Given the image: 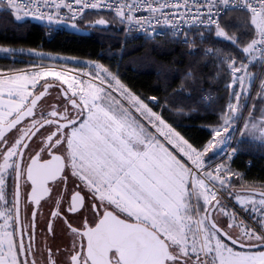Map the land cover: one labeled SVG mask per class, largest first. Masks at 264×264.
I'll use <instances>...</instances> for the list:
<instances>
[{"label":"snow or ice","instance_id":"obj_1","mask_svg":"<svg viewBox=\"0 0 264 264\" xmlns=\"http://www.w3.org/2000/svg\"><path fill=\"white\" fill-rule=\"evenodd\" d=\"M153 2L158 6L153 7ZM153 2L144 0L147 11L159 12L160 16L149 17L148 22L153 18L159 22L161 16L165 20L188 17L189 21L181 19V23L215 27L216 37L233 39L219 19L221 8L227 10L232 0H192L191 4L176 0L171 7L169 0ZM32 3L25 0L23 15L19 14L18 0H6L2 10L13 13L17 21L28 17L52 21L61 18L62 9H68V18L74 20L86 9L107 7L115 9L121 22L132 21L129 13L138 10L136 4L119 0L106 5L102 0H36L35 8L30 7ZM235 6L249 10L247 26L253 33L243 52L257 48L264 52V0H235ZM94 24L106 26L110 21L100 18ZM229 67L234 77L230 95L239 100L243 93L236 85L244 86L241 73L245 65L233 62ZM101 71L105 74L41 65L14 70L18 74L0 72V94L8 97L7 101L0 100L5 106L0 111V201L7 209L0 212L5 219V230L0 233V264H38L31 243L34 233L30 232L26 244L21 225L17 238L21 197L39 204L40 196L50 191L45 187L47 181L67 183L69 179L78 189L72 200L83 201L90 196L97 201L92 210L99 215L95 226L85 225L84 231L68 224L72 233L86 237L87 243L81 242L79 247L74 244L67 254L61 252L64 264H264V192L258 203L237 196L259 228L244 224L241 236L234 239L228 229L235 223L221 222L217 217H236L235 212L227 211L223 192L230 191L235 176L230 161L238 149L226 153L227 159L215 167L206 160L207 153L224 143L220 127L230 133L228 125L236 119L239 105L229 102L223 125L211 129V138L196 146L168 122L163 111L154 110L159 104L157 97L145 102L117 73L107 68ZM47 77L54 81L39 83ZM53 87L61 97L58 106L51 111L38 110ZM45 129L49 134L37 145L39 152L25 158ZM165 143L173 150L169 151ZM41 153H48L51 159H43ZM28 182L31 193H22ZM194 195L197 204L202 198L201 207L193 204ZM68 211H76L74 204ZM62 213L58 209L53 215L60 217ZM45 264H58L51 250Z\"/></svg>","mask_w":264,"mask_h":264},{"label":"trees","instance_id":"obj_2","mask_svg":"<svg viewBox=\"0 0 264 264\" xmlns=\"http://www.w3.org/2000/svg\"><path fill=\"white\" fill-rule=\"evenodd\" d=\"M4 7L0 5V46L36 49L48 54L101 62L110 72L117 73L128 88L145 98V102L152 96L157 97L159 104L154 110L163 111L168 122L196 146L210 139L211 127L221 122L230 99L227 87L230 74L228 68L217 62L214 53L205 54L200 47L190 49L151 40L130 45L119 52L122 50L120 43L124 24L115 12L100 10L85 11L83 19L79 17L74 21L85 32L65 27L46 39L44 27L38 21L28 18L17 21L12 13L2 10ZM100 18L108 19L110 24L95 26L94 21ZM248 19L249 11L231 10L220 19L221 26L233 37L231 41L215 38L210 32L204 33L198 41L207 43L212 49L217 47L221 56L243 61V48L253 38L251 28L247 26ZM33 59L34 56L21 51L13 52L9 56H0V69L24 67ZM204 92H213L216 98L205 103L201 99ZM241 143L246 144L239 147L232 161L236 178L231 187L237 188V191L258 189L252 184L264 186V146ZM241 185L244 188H238ZM237 210L241 211L240 208ZM247 213L245 218H249Z\"/></svg>","mask_w":264,"mask_h":264},{"label":"built area","instance_id":"obj_3","mask_svg":"<svg viewBox=\"0 0 264 264\" xmlns=\"http://www.w3.org/2000/svg\"><path fill=\"white\" fill-rule=\"evenodd\" d=\"M58 2V0H57ZM67 3H73V0H66ZM92 2H96V0H92ZM149 2H153V0H149ZM164 0H159V3H163ZM189 4H191L192 0H188ZM18 3L21 5V11L23 12L25 9L23 8V5L25 3V0H18ZM103 4H117L118 0H102ZM119 3H127L129 5L136 4L137 9L136 11H133L129 13L132 17V21H123L124 24V30L123 35L121 38L120 47L124 48L125 46L129 45H135L137 43L144 42L146 40L151 41H166L174 44H178L181 46L188 47L190 49H194L197 47H200L202 51L205 54H211L213 53V49L210 45L207 43L203 44L202 42H199V38H202L204 33H208L211 30H213L215 27H212L209 29L207 26L201 27L200 25H193L190 22L187 23H181V19L185 21H189L188 17H178V16H172L171 20H165L164 16H161L159 22L156 21V19H151L150 22H148L149 17H155L160 16L159 12L156 13H149L147 11V5L144 3V0H119ZM176 3V0H169V6L171 7L173 4ZM0 5H6V0H0ZM157 3L153 2V7H157ZM31 8L36 7V0H33V3L30 5ZM88 10H100L105 12H115V9H108L107 7L97 8V9H86ZM231 10H244L249 11L246 8L243 7H236L235 6V0H232V6L228 7L227 10L221 8V17L231 11ZM84 11V12H85ZM127 11V10H126ZM69 10L68 9H62V14L60 19H53L52 21H49L47 19L45 20H37L41 25L44 27V37L46 39H49L54 36L55 33H57L59 30L65 28V23L74 22L79 17L82 16V14H78L77 17L73 19H69ZM168 15H171L168 13ZM31 18V17H30ZM33 19V18H32ZM136 19H142L144 22L142 24H137L135 21ZM185 37H187V41H185ZM258 54V61H257V67L256 71L253 75L250 91L247 94V96L242 100V107L240 108V113L236 117V119L230 124L229 128L231 129L230 133H225L222 129V135L225 136L224 143L220 145L219 148L215 149L216 153L214 154V159L208 162L212 167H215L217 164L223 163L227 157L225 156L226 153H231L234 149H237V144L234 141L235 135L238 137L239 129L242 124V120L245 116V111L250 104L252 93L254 89L256 88L259 80L261 79L263 73H264V52H262L259 48L254 50ZM41 66L40 63H35L33 67ZM16 69H29V68H12V69H1L0 72L8 73L10 70L14 72ZM89 68L85 70L83 73H87L86 71ZM90 70V69H89ZM14 74H18L15 73ZM87 79V77H85ZM216 98V94L213 92H204L201 95V99L205 103H210ZM138 115V114H137ZM143 121V120H142ZM235 125L234 128L232 126ZM150 128V126H149ZM151 130V129H150ZM161 142L164 143L163 138H160ZM219 140V138L217 139ZM165 146L168 148H171V146L167 145L165 143ZM238 150L236 151L235 155L232 157V160L230 161V167L232 168V161L234 157L236 156ZM246 164L249 165L250 161L247 160ZM190 166V164L188 163ZM223 197L225 195L223 194Z\"/></svg>","mask_w":264,"mask_h":264},{"label":"flooded vegetation","instance_id":"obj_4","mask_svg":"<svg viewBox=\"0 0 264 264\" xmlns=\"http://www.w3.org/2000/svg\"><path fill=\"white\" fill-rule=\"evenodd\" d=\"M43 107L44 105L41 102L38 110L46 111ZM42 131L43 135L36 138L35 143H32L33 151L31 153L26 152L25 158L39 152L37 145L40 143V140L44 139V137L49 134L46 129ZM56 154L62 153L58 152ZM41 155L45 160L51 159L48 153H41ZM2 162L3 161L0 160V164ZM21 184H23V181H21ZM31 187V182H28V184L21 189V192L30 194ZM45 187L49 188L50 191L40 196L39 204L30 200L25 201L23 196L21 197L19 205L20 213L17 224V238H19L21 225H23L25 231L24 242L26 244L29 242L30 232L34 233L31 237V243L33 249L36 251L35 259L38 261V264H45V259L48 257L49 250L55 254L58 264H64L65 257L60 255L61 252L67 254L74 244L79 247L81 242H83L85 246L87 243L86 237L74 235L69 229L68 224L71 223V227L77 229V231H84L85 225L94 227L99 214L92 210V204L97 203V201L92 200L90 196L83 201L79 199L73 201L72 197L78 189L72 184L71 179H69L67 183L57 181L53 184L52 181H47ZM81 195H83V193ZM3 203L4 202L0 204V208L2 207L0 212L7 211ZM70 204H74L76 209L75 212L68 211ZM58 209H62L63 213L60 217H54L53 213ZM33 213H35V216H33ZM64 213H66V215H64ZM121 218L124 217L121 216ZM4 224L5 219L3 222L0 219V225H2L3 228ZM224 241L229 243L226 240ZM29 259H32L31 255H29Z\"/></svg>","mask_w":264,"mask_h":264},{"label":"rangeland","instance_id":"obj_5","mask_svg":"<svg viewBox=\"0 0 264 264\" xmlns=\"http://www.w3.org/2000/svg\"><path fill=\"white\" fill-rule=\"evenodd\" d=\"M19 14L20 15H23V12L20 11ZM12 16L14 18L13 13H12ZM28 19L33 20L30 17H28ZM64 25H65V27H68L69 29L76 30V31H80V32H85V29L83 27L78 26L77 23H75V22L65 23ZM73 25H75V26H73ZM215 32H216V29H213V30L210 31V34L213 37H215V38H219V37H216L215 36ZM221 39H225V38H221ZM126 47H128V46H125L119 52H122ZM3 49H9V51L4 52ZM19 51H21L22 53H24L26 55L28 54V55L34 56V59H33L32 63H30L29 65H26L25 68H31L37 62V63H40V65L56 66L57 67V70H59V66L72 69L73 71H80V72H85V70L87 68H89L90 70L88 69L86 71L87 73L90 74L92 72H100L101 75H104L105 74V73H103L101 71V69L102 68H107L101 62H99L97 60H93V59H79V58H76V57H73V56H67V55H61V54H48V53H44V52L39 51V50H36V49H24V50H21V49L11 48V47H7V46H0V56H9L10 53L19 52ZM213 53H214V55L216 57L217 62L220 63V64H222L226 68H228V71H229V74H230V80H231V73H230V70L231 69H230L229 65H231L233 62L237 63V66H239L241 63H244L246 61H247L246 63L252 62L253 64L255 62V64L257 65V61H258V54L255 51L244 52V54H245V60H243V61H240L239 59L236 60L235 58L229 57V56H221L219 54V52H218V48L217 47H214L213 48ZM118 57L120 58L121 57V54L118 53ZM44 58H46L47 60H44ZM65 58L68 61L67 63L65 62ZM245 67H247V64H246ZM18 68H22V67H18ZM111 73H113V72H111ZM263 76H262V78H263ZM44 79H47L49 81H54V78L47 77V78H41L40 81H39V83H42ZM252 79H253V76H252L251 80L249 81V85H248L247 89L246 90H243V91H240V92L243 93V95H242V97L239 100H236L235 98H233L230 95V99L227 101L226 107H225L226 108L225 109L226 114H227V105H228L229 102H231L233 104H238L239 105L238 111L234 114L236 117L238 116V114L240 113V110H241L240 108L242 107V102H243L242 100L247 96V94L250 91ZM261 79L259 80V83L261 82ZM259 83H258V85H259ZM257 86H256V88H257ZM227 87L229 88V84H227ZM31 91H36V90L31 89ZM60 99H61V97L59 96V90L56 89V88L51 89V91L49 92L48 96H46L44 98V100L42 101V103L44 105L43 108H45L46 111H51L53 106H58V101ZM3 110H4V108L1 107L0 108V111H3ZM225 112L222 114V116H225L226 115ZM233 121H231V123ZM141 122H143V121L141 120ZM223 123H224V118H221V122H219L215 126H212L211 129L218 128L221 125H223ZM230 124L228 125V127L230 126ZM243 125H244V121L242 122V124L240 126L239 133H238V137L236 135L234 137V141L237 144V149L239 150L243 145L246 144V143H243L242 144L241 142H247V143H250V144H253V145L257 143V144H260V145H263L264 146V137H261L260 138V136H259V138H255V137H252L253 135L246 136V137L243 136L242 133H241V130L243 129ZM222 129L223 128L220 127V130L221 131H222ZM256 137H258V136H256ZM172 150H173V148L171 146V148H169V151H172ZM177 152H178V150H176V152H174L173 154H177ZM213 153H216L215 152V149H213L212 151H210L209 153L206 154L207 163L214 159V154ZM180 155H182V154H180ZM180 155L177 156L178 159L180 158ZM184 159L186 160V158H184ZM188 163L190 164V161ZM235 178H236V176H234V178L232 179V181ZM252 185H253L252 187H256L258 189H263L264 190V186L255 185V184H252ZM238 188H244V187H242V185H241ZM223 194L225 195V197H224V204L227 205V211H229V212H235L236 213V217H235V220H233L232 217L219 216L217 218L221 222H224L225 220H227L228 222H234L235 223V225H236L235 227H233L231 229H228V231L233 235V237L237 238V237L241 236V234H242V232L244 230V224H248L250 226H254V227L259 228V225L257 226L255 224V222H254L255 221L254 220L255 218L252 216V214L250 212L247 213V211L244 208V205H242L240 203V201L237 200V196L241 197V199L246 200V201L255 200L257 203L259 202V200L261 198L260 196H257V195H255L253 193H246V192L237 191V188L231 187V186H230V191H224ZM2 202L3 201H0V204H2ZM192 202L197 207H201L203 205L202 198H201L199 204H197L195 195L192 198ZM1 208H0V210H1ZM239 208H240L241 211H238L237 210ZM246 213L248 214V216H249L250 219L249 218H245ZM200 214L203 215L204 214L203 211ZM0 219L3 222L4 218L3 217H0ZM194 219H195V217H194ZM241 221H243V223H241ZM4 230L5 229L2 227V225H0V233H2Z\"/></svg>","mask_w":264,"mask_h":264},{"label":"crops","instance_id":"obj_6","mask_svg":"<svg viewBox=\"0 0 264 264\" xmlns=\"http://www.w3.org/2000/svg\"><path fill=\"white\" fill-rule=\"evenodd\" d=\"M35 21H37V20H35ZM246 62H244L243 64L245 66L247 64V67H245L244 71L241 73V75L244 76V86L240 87V85L237 84L236 85L237 91H243V90L247 89V87L249 85V81L251 80L252 76L254 75V73L256 71L257 65L255 64V62H254V64L252 62H249V63H246ZM230 73H231V80L229 81L228 84L232 85L233 79H234L233 74H232V70H230ZM263 75H264V73H263ZM49 82H53V81H49ZM229 91L231 93V91H232L231 87H229ZM261 97H264V76L261 79V82L259 83L257 88H255L253 93H252L250 104L248 105L246 114H245L244 119H243L244 125H243V129L241 130V133L245 137L250 136V135H253L252 137H255V138H259V136H260V138L264 137V128L261 127V121H264V99H261ZM7 99H8V97L6 94H0V100L7 101ZM1 107L5 108V106L3 104H0V108ZM225 114H226V112H225ZM226 116H227V114L225 116H222L221 118H224ZM246 125H247V127H245ZM256 136H258V137H256Z\"/></svg>","mask_w":264,"mask_h":264},{"label":"water","instance_id":"obj_7","mask_svg":"<svg viewBox=\"0 0 264 264\" xmlns=\"http://www.w3.org/2000/svg\"><path fill=\"white\" fill-rule=\"evenodd\" d=\"M51 83V82H50ZM50 90V89H49ZM49 93V92H48ZM48 93L45 94V96L48 95ZM240 192H246V193H253L257 196H260V193L261 192H264L263 190H258V189H244V190H241ZM234 238V237H233ZM235 239V238H234ZM226 240V239H225ZM227 241V240H226Z\"/></svg>","mask_w":264,"mask_h":264}]
</instances>
